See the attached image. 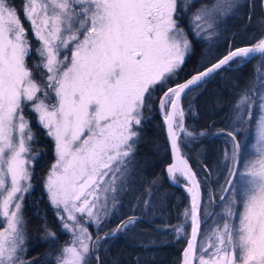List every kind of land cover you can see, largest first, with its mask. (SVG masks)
<instances>
[{"label": "snow or ice", "instance_id": "snow-or-ice-1", "mask_svg": "<svg viewBox=\"0 0 264 264\" xmlns=\"http://www.w3.org/2000/svg\"><path fill=\"white\" fill-rule=\"evenodd\" d=\"M248 6L254 4L24 0L21 10L30 24L26 29L11 0H0V264H33L25 259L23 202L32 189L30 165L39 154L33 153L35 136L25 107L31 106L54 142L56 160L45 188L61 229L71 234L56 264H91L93 259L102 264L101 240L149 220L152 204L146 198L137 199L133 214L103 237L97 233L94 239L86 226L99 229L117 210L144 111L157 90L163 93L159 107L173 155L167 173L174 184L180 183L178 177L187 181L190 197L183 215L191 230L181 264H264V74L256 76L255 89L242 90L231 107V125L216 133L228 138L230 150L223 152L221 211L206 214L203 233L201 182L179 143L181 136L187 142L206 135L185 126L183 98L232 71L233 62L240 67L257 55L264 59V39H259L252 46L230 49L181 82L179 73L192 50L189 35L211 39L225 17ZM32 56L38 60L30 67ZM254 117V153L249 154L242 151L238 133ZM44 231L56 239L54 232ZM175 232L179 239L184 225Z\"/></svg>", "mask_w": 264, "mask_h": 264}, {"label": "trees", "instance_id": "trees-1", "mask_svg": "<svg viewBox=\"0 0 264 264\" xmlns=\"http://www.w3.org/2000/svg\"><path fill=\"white\" fill-rule=\"evenodd\" d=\"M13 2L18 6V10L22 7L17 1L13 0ZM245 3L254 4V7H240L226 18L225 23L223 22L222 25L227 26L220 32L221 38L224 37L226 40L224 43L222 42L214 49L212 47L209 49L208 46L205 48L203 44H194L192 53L179 73L181 82L202 69L203 64L212 63L221 57L230 46L236 47L250 43L239 34L242 31H249L250 22L261 18L264 12L260 0L240 2L241 5ZM261 61L263 63V59L257 56L242 66L233 68L232 71L217 75L206 85L189 93L183 100L184 108L187 110L185 125L197 133L206 132V135L194 141L190 139L186 142L183 137L180 141L182 150L190 159L202 184L204 202L205 189H207L205 185L211 183L216 173H220L218 171L228 139L225 135L216 133L231 125L232 120L229 119L232 115L231 107L239 99L242 90L246 86L255 89V78ZM193 93L196 96H192ZM162 95L163 93L157 90L148 102L140 127V135L131 158L127 186L120 194L117 210L109 221L104 220L102 225L107 224V226L100 230L99 235L109 232L122 219L132 215V207L137 199L150 198L152 208L149 212V220L151 222L144 220L135 229L117 234L107 250H103V246L107 244L105 240L99 249L102 264H116V262L136 264L137 257L140 264H180L181 262L182 253L187 244V235H181L177 239L175 228L185 223L183 213L190 204L186 191L171 184L166 175V167L171 164L172 158L166 139L165 124L159 112V101ZM253 111L258 114V109ZM255 122L254 117L253 121L241 128L238 133L242 151H248L252 146ZM32 131L35 136L33 152L39 154L34 174L39 188L52 162L54 143L35 123L32 124ZM228 147L230 148V144ZM209 172L213 174L209 175ZM219 195L221 194H217L216 197ZM136 215H140V212L137 211ZM23 217L27 230L26 257L35 263L39 261L41 264L47 252L55 246L49 238L46 241L42 240L47 237L45 228L56 235L60 233L54 211L49 207L48 200L41 189L26 200ZM186 225L188 234L190 226L187 221Z\"/></svg>", "mask_w": 264, "mask_h": 264}, {"label": "rangeland", "instance_id": "rangeland-1", "mask_svg": "<svg viewBox=\"0 0 264 264\" xmlns=\"http://www.w3.org/2000/svg\"><path fill=\"white\" fill-rule=\"evenodd\" d=\"M19 3V6H23L24 4V0H15ZM242 0H240L241 2ZM252 2L254 0H251ZM261 1V5H262V0ZM11 2L14 4L13 0H11ZM197 3H199V0H197ZM15 8L18 10V6L14 5ZM22 7H20V11H21V14H20V19L22 20L23 22V25L26 29H30V24L28 23V21L24 18V13L23 11L21 10ZM227 17H225L220 25H219V28L217 29V32L214 36L211 37V39H201V38H198V37H194L192 35H189V39L192 41V50L194 48V44L195 43H199V44H203L205 46V48L208 46V48L210 49L211 47L214 49V48H217L222 42L224 43L226 40L224 37L221 38V30L222 29H225L227 28V26H224L222 25L223 22L225 23V20H226ZM251 25L249 31L247 32H240V36L245 39V41H250V43L248 44H243V45H240V46H230V48H228L227 51H224V53L221 55H226L227 52L230 50V49H233V48H237V47H242V46H252L254 45L256 42H258L259 39H264V13H263V16L259 19H257L255 22L252 21L250 22L249 26ZM182 26L185 27V29L187 30V24L186 22H182ZM248 26V28H249ZM243 33V34H242ZM238 35V36H239ZM29 38L30 40L32 41L33 45L35 46L38 42L35 40V38L32 36V33L31 31H29ZM240 38V37H239ZM225 40V41H224ZM192 50L191 52L188 54V56L186 57V60L187 58L189 57V55L192 53ZM205 50V49H204ZM38 60V57H34L33 56L31 57L30 59V67L35 65V63L37 62ZM263 63H264V59H263ZM235 62H233V68L237 67V65H234ZM201 70V69H200ZM199 71V70H198ZM196 73V72H195ZM194 73V74H195ZM259 74H264V66H262V61H261V64H260V68H259V72H258V75ZM34 75L36 76V79L37 80H41V77L38 73H34ZM191 77V76H190ZM188 77V78H190ZM192 96H196L195 93H193ZM191 96V97H192ZM184 100V98H183ZM54 102V100H53ZM182 105L184 107V104H183V101H182ZM192 108V107H190ZM256 110V109H255ZM184 111H185V118H184V123H185V119H186V113H187V110L184 108ZM159 112H160V115L162 117L163 113L162 111L160 110V107H159ZM25 116L26 118L30 121V127L32 128V124H36L37 126H39L40 128H42L38 123H37V116L34 112L31 111V106H26L25 107ZM186 126V125H185ZM187 127V126H186ZM255 128H256V122H255V127H254V135H253V143H252V146L251 148H249V150L247 151L249 154H253L254 153V144H255ZM43 129V128H42ZM45 132L46 130L43 129ZM34 134V133H33ZM47 135V134H46ZM183 136H181V139H182ZM180 139V141H181ZM184 139V137H183ZM197 139V138H196ZM190 140V139H188ZM194 141V139H191ZM34 141L35 139L32 141V147H34ZM53 141V140H52ZM179 141V143H180ZM54 143V142H53ZM226 145L229 146V144L226 143ZM225 145V148H229L228 146ZM180 148H181V145H180ZM182 149V148H181ZM230 150V148H229ZM183 151V150H182ZM184 152V151H183ZM34 153V152H33ZM35 154V153H34ZM52 162L50 164V167H49V170L51 168V166L55 163V160H56V156H55V150L53 152V155H52ZM38 165V158H37V155L35 156V159L33 160L32 164L30 165V168H31V172H32V178H31V184H32V189L30 191V193L26 194L25 197H24V202H23V211H24V206H25V202L26 200L31 197V195L34 193V192H37L38 189H41L45 196H46V199L48 200V204H49V207H51V209L54 211V214H55V218L57 220V223L59 225V234L56 235V239L55 240H52V238L50 237H45L43 238L42 240L46 241L47 238L51 239L53 241V243H55L54 247L51 248V250L49 252H47L46 256L43 258V262L41 264H56V260H57V256L60 254L62 248L69 244L71 242V234L62 230L61 227H60V221L56 215V209L52 207L50 201H49V197H48V193L46 191V188H45V181H46V178H47V175H48V172L47 174L45 175V177L43 178L42 180V183L41 185H39V188H38V185L36 184V181H35V170H36V167ZM170 165V164H169ZM168 165V166H169ZM221 167L219 169L218 172L220 173H216V175L213 176L212 180H211V183H206L207 185H205V189L206 190V195H205V202L203 204V208H202V211H201V216H202V227H201V233H203V230L205 228V225L203 224V220L206 216L207 213H212V214H216V213H219L221 211L220 207L218 206L220 201H219V197H216L217 194H221V187L224 185L225 183V176H226V173L224 171V168H223V155H222V161H221ZM167 166V167H168ZM166 167V168H167ZM166 175H167V170H166ZM167 178H168V175H167ZM178 179L180 180V182L182 183H185L186 181L183 180L182 177H178ZM169 180V179H168ZM170 182V181H169ZM171 183V182H170ZM172 184V183H171ZM37 185V187H36ZM175 186V185H174ZM212 196L214 197V199L210 202L209 200V197ZM238 210L242 211V205H238ZM114 213V212H113ZM112 213V215H113ZM111 215V216H112ZM111 216L107 219V221H109V219L111 218ZM24 218V217H23ZM185 218V217H184ZM103 224V223H102ZM100 225L99 229L96 227L95 224H89V225H86L88 227V230L89 232L92 234L93 238L95 239L97 233L100 232L101 229L105 228L107 226L106 225ZM188 224V222H187ZM184 227H185V236L187 235H190V228H189V231H188V234H187V230H186V220H185V223L183 224ZM189 226H190V223H189ZM24 228H25V247L27 249V230H26V226H25V221H24ZM182 234V235H184ZM104 235H101V237H103ZM113 238H110V239H107L106 240V243L104 246H103V250H107L108 248V245H111L113 243ZM105 240H101V244L104 243ZM109 242V243H108ZM25 259L26 260H30L29 258L26 257V253H25ZM182 259V258H181ZM33 262V261H32ZM181 263V262H180ZM33 264H36L35 262H33ZM40 264V263H39ZM91 264H97V262L93 259L91 261Z\"/></svg>", "mask_w": 264, "mask_h": 264}, {"label": "water", "instance_id": "water-1", "mask_svg": "<svg viewBox=\"0 0 264 264\" xmlns=\"http://www.w3.org/2000/svg\"><path fill=\"white\" fill-rule=\"evenodd\" d=\"M262 9H263V12H264V0H262ZM250 46H251V45H250ZM242 47H248V46H242ZM257 56H259V55H257ZM182 101H183V99H182ZM162 119H163V122H164V117H163V115H162ZM164 124H165V122H164ZM165 134H166V139H167V142H168L169 150H170V153H171V158H172V162H171V163H173V155H172L171 146H170V141H169L168 134H167V126H166V124H165ZM181 152H182V154H183L184 156H186V157L188 158V156L182 151V149H181ZM188 162H189L190 167L192 168V171H193L194 173H196V171H195V169H194V167H193V165H192V163H191V161H190L189 158H188ZM166 170H167V168H166ZM167 175H168V173H167ZM196 176H197V179L200 181V179H199L197 173H196ZM168 179H169V181H170L173 185H175V186H177V187L183 189V190L186 191V193L188 194V192H187V190H186L187 181H186L185 183L180 182L179 184H174V183L171 181V179L169 178V176H168ZM201 193H202V203H201V211H202V206H203V201H204V194H203L202 185H201ZM188 197H189V194H188ZM189 204H190V197H189ZM201 211H200V218H201ZM201 225H202V224H201ZM190 230H191V229H190ZM186 245H187V244H186ZM184 249H185V248H184ZM183 251H184V250H183ZM182 259H183V253H182ZM182 259H181V262H182ZM180 264H181V263H180Z\"/></svg>", "mask_w": 264, "mask_h": 264}]
</instances>
